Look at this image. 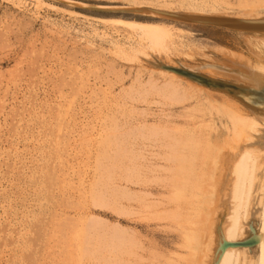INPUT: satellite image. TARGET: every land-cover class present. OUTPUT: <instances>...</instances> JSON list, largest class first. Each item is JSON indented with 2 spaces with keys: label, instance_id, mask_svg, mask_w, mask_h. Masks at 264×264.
I'll use <instances>...</instances> for the list:
<instances>
[{
  "label": "rangeland",
  "instance_id": "1",
  "mask_svg": "<svg viewBox=\"0 0 264 264\" xmlns=\"http://www.w3.org/2000/svg\"><path fill=\"white\" fill-rule=\"evenodd\" d=\"M190 1L199 4L198 8L188 5ZM237 2L242 4L241 0H0V264H105L108 257L104 260L100 255L78 259L75 230L84 211H91L104 226L124 229L139 239L141 248L129 264H167L170 257L186 255L177 224L155 215L156 209L173 207L167 202L171 188L166 180L157 178L169 172V162L163 159L168 138L132 139L130 134L136 126L151 125L176 128L177 132L170 130L173 135L180 128L178 134L193 128L201 135L204 105L218 106L225 99L220 64L225 58L235 59L237 64L240 60V66L242 62L247 66V60L254 63L249 51L264 50V34L258 38L228 26L188 22L172 15L264 17V2L255 3L258 10L252 3L246 6V0H242L246 7ZM107 18L163 24L173 32L174 42L167 50L131 51L127 38H135L134 31L104 23ZM115 41L125 43L124 49L113 47ZM164 82L177 86L183 94L180 101L172 102L155 92L142 93L149 83L160 87ZM105 89L113 96L112 103L108 98L103 102ZM229 100L240 105L232 97ZM61 105L67 108L64 117H68L61 120L62 130L58 131L56 114ZM243 109V117L254 116ZM105 119L116 123V133L128 137L131 146L135 144L131 147L127 140L130 148L141 156L121 161L123 168H117L110 191L126 185L156 206L143 208L136 200H119L114 207L87 210L70 197L76 190L59 181L76 158L82 164L86 160L82 128L98 127ZM218 124L220 138L232 139ZM259 128L251 146L264 155V127ZM229 139L223 151L235 147L237 140ZM56 142L59 159L54 157ZM128 160L141 164L138 182L122 178L121 169L131 165L125 163ZM48 173L56 179L46 181ZM251 217L257 220L256 212ZM107 261L112 262L111 258Z\"/></svg>",
  "mask_w": 264,
  "mask_h": 264
},
{
  "label": "bare ground",
  "instance_id": "2",
  "mask_svg": "<svg viewBox=\"0 0 264 264\" xmlns=\"http://www.w3.org/2000/svg\"><path fill=\"white\" fill-rule=\"evenodd\" d=\"M39 1L36 0V2ZM201 1L202 3H209L217 0ZM251 1L246 0V6L252 3L253 9L264 2V0ZM241 3L245 5L242 0ZM255 3L258 5L256 6ZM187 4L193 8L199 6L193 1ZM239 4L237 2V5ZM242 4L239 6L246 7ZM230 19L235 20V24L231 27L233 30L257 34L258 38L259 34H264V17L246 15ZM103 20L104 23L125 25L134 31L136 37L127 38L128 49L134 52L144 53L142 51L144 48L151 51L167 50L166 48L171 45L170 43L174 42L172 40L173 32L163 24L120 18ZM112 44L116 49L122 50L125 43L115 41ZM247 49L249 51L250 48ZM249 52L254 56L252 62L255 61L254 63L249 61L251 63L249 64L247 60L246 63L249 66L248 64L245 66V62L242 61L244 65L240 66V60L237 64L234 62L235 59L227 58H225L224 63L220 64L218 72L224 76L221 94L225 96V99L223 98L224 101L218 106L215 104L216 107L204 105L206 112L204 114L205 120L201 124V132H199L201 135L196 134L198 131L195 132L193 128H187L184 133L178 134L181 131L180 128L178 135H173L172 132L176 128L166 127V130L164 126L151 125L136 126L130 134L131 138H158V140L164 139V137L168 138V149L166 148L167 153L164 151L165 158L163 157V159L168 161L171 166L167 165L169 172L165 177L157 176V178L166 180L168 189L171 188L169 195H167V202L173 203V207L171 210H166L165 207L161 208V211L156 209L157 214L154 213L157 218L168 219L177 224L182 237L181 246L186 251V255H178L177 258L170 257L167 264H264V155L251 146L252 141L256 139L255 134L261 131L259 126L264 127V50L255 52L250 49ZM178 70L184 71L180 68ZM225 76L231 81H228L229 79L227 80ZM162 85L157 87L154 83H149L148 86L146 84L147 87L143 89L142 93L147 95L155 92L172 102L182 99L183 94L178 93L179 90L173 82L166 84L164 82ZM253 92H257V95ZM103 94L104 103H106V98L109 99L110 103L115 101L106 89ZM231 97L235 101H239L240 105L230 103L229 98ZM63 107L65 105H61L56 114L58 131L62 130L61 120L68 117H64L68 114V110ZM243 108H246L248 115L254 116L247 119L246 114L243 117L241 111L244 110ZM213 110L215 113H212ZM111 122L112 120L107 121L105 119L99 123L98 127L82 128L81 131L85 132L86 135L83 140L86 146V154H88L85 157L86 160L82 164L83 160L78 161L76 158L75 161L77 162L68 166L67 170L64 169L63 175L66 176L61 177L62 179L59 181L70 189L76 190L77 193H70V197H75L87 210L91 206L114 207V205L117 206L119 200H127L126 203L130 200H136L143 208L156 206V204L148 203L144 195L140 197L138 194L135 195V192H131L129 187H125L126 183L123 188L113 187L110 191L111 187L114 186L112 183H114L116 170L123 168L119 164L126 158L135 160L137 159L136 155L140 156L139 153L130 148L131 141L128 140V137L125 138L122 133H116V131L118 132L114 129L117 127L116 123L112 122L114 124L111 125L109 124ZM216 123H220L221 128L224 127L227 132L226 135L230 134L232 139L229 137L226 140L221 139ZM62 134L61 132L60 135ZM134 139L136 140V138ZM228 139L229 142L234 141V139L237 140L233 150L231 146V152L223 151V145L228 144ZM58 145L59 143L56 142L54 153L56 159L61 157L58 153L60 151ZM132 145L131 147H134L135 144ZM129 160L125 163L131 164ZM138 165L136 166L132 160L131 165H125L126 167L121 169L123 170V177H121L125 182L134 183L141 180V164L139 165L140 168ZM53 169L55 168L53 167ZM122 172L120 171V174ZM226 175H228L227 180L224 177ZM54 179H56L55 174H47L46 181L51 182ZM254 203L257 205L256 208L253 207ZM120 210L124 212V209L120 208ZM125 211L127 210L125 209ZM90 212L84 211L76 226L78 259L88 260L100 255L103 256L104 260L106 257L111 258L114 264H129L130 257L137 255V250L141 248L139 239L124 229L123 231L114 226H104L100 220L94 219ZM117 212L120 211L117 210ZM254 212L257 214V220L251 217ZM245 233L248 234L247 237H243ZM108 258H106L105 264L110 262L107 261Z\"/></svg>",
  "mask_w": 264,
  "mask_h": 264
},
{
  "label": "water",
  "instance_id": "3",
  "mask_svg": "<svg viewBox=\"0 0 264 264\" xmlns=\"http://www.w3.org/2000/svg\"><path fill=\"white\" fill-rule=\"evenodd\" d=\"M172 16L176 18H180L188 22H198V23L211 24V25L232 27L235 24V20L225 19V18L207 19V18H195V17H188V16H181V15H172Z\"/></svg>",
  "mask_w": 264,
  "mask_h": 264
}]
</instances>
